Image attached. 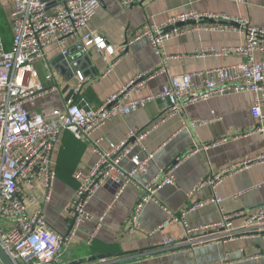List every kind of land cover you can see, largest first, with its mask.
<instances>
[{"label": "crops", "instance_id": "1", "mask_svg": "<svg viewBox=\"0 0 264 264\" xmlns=\"http://www.w3.org/2000/svg\"><path fill=\"white\" fill-rule=\"evenodd\" d=\"M12 7V0H0V34L7 48L12 38ZM189 10L224 15L264 29V0H143L127 8L116 0H100L99 9L83 32L101 37L114 53L86 47L81 33L67 37L62 47L50 43L44 49V56L34 62L39 82L49 91L41 98L26 102L24 108L29 113L63 110L69 100H74V94L69 100L66 98L68 90H73L77 74L86 79L80 97L89 106L99 107L136 75L160 68V59L145 38L133 41L125 53H119L118 49L145 27L161 26L171 14ZM228 26L224 32L196 30L165 42L164 53L171 58L166 64L167 73L151 79L142 95L159 93L170 77L195 74L193 82L199 83L197 74L241 62L242 58L233 53L200 56L202 50L219 52L244 44L241 26L236 21L229 22ZM63 49L65 55L61 54ZM252 106L253 96L248 92L225 94L196 102L183 115L165 117L167 103L157 99L131 115L106 123L95 134L102 150L119 142L129 129L155 124L145 139L144 151L137 152L142 158L150 155L147 172L135 180L145 185L159 170L171 167L174 184L163 186L154 195L157 202L144 206L138 220L139 230L130 229L129 217L144 191L128 186L98 223L115 195L111 184L102 186L84 207L92 219L79 224L72 244L56 264H99L100 255H110L106 262L118 264H264V258L253 259L264 254V221L249 233L241 231L245 216L254 211L251 209L264 205V163L234 168L213 190L204 186L190 194L193 186L209 174L253 159L263 151V137L254 131L257 123L251 115ZM213 114L217 120H212ZM188 120L208 123L195 129L182 127ZM215 142V146L204 151H195L201 145ZM95 161L96 156L86 142L77 140L70 132L63 133L53 151L56 178L50 198L45 200V192L39 186L23 187L20 195L27 212L41 210L51 229L68 234L72 219L63 209L80 181L73 174L78 172L83 178ZM122 167L128 170L130 164L123 162ZM213 191L221 199L219 205L210 202ZM31 196L33 201L29 199ZM203 202V206L195 207ZM162 207L172 214L185 213L187 228L199 230L186 235L183 223L166 222L168 216ZM233 214L240 215L232 221L234 237H225L223 232L197 236L219 230L214 226L221 216ZM91 234L93 238L89 242ZM181 237L191 245L183 248L161 245L164 239Z\"/></svg>", "mask_w": 264, "mask_h": 264}, {"label": "built area", "instance_id": "2", "mask_svg": "<svg viewBox=\"0 0 264 264\" xmlns=\"http://www.w3.org/2000/svg\"><path fill=\"white\" fill-rule=\"evenodd\" d=\"M116 1L127 8L138 5L143 0ZM12 3V38L8 48L0 34V247L12 264H56L62 252L72 244L79 224L92 219L84 212V207L105 184H111L115 188V195L97 220L98 223L128 186L144 191L129 217L130 229L135 230L140 229L138 220L144 206L149 202H157L155 193L163 186L174 184L171 167L159 170L145 185H140L135 180L136 176L147 172L151 157L149 155L142 158L137 152L144 151L145 139L155 124L143 129H129L119 142L110 144L106 150L99 147L100 139L95 138L96 132L117 117L131 115L157 99L167 103L163 114L165 117L180 116L188 106L196 102L225 94L248 92L253 96L251 115L257 123L254 131L261 134L264 140L263 28L210 12L189 10L171 14L161 26L145 27L118 49L119 53H125L133 41L147 39L153 53L160 59L158 70L136 75L97 108L89 106L80 97L86 79L77 74V81L73 86L74 100H69L63 110L55 108L29 113L24 104L45 96L49 91L39 82L34 62L44 56V49L50 43L54 42L62 47L67 37L81 33V41L86 47L94 46L97 51L104 50L109 54L114 51L106 47L101 37L83 32L99 9L100 0H69L56 4L49 11L40 0H12ZM233 21L241 26L245 36L244 44L219 52L202 50L200 56L208 53L214 56L233 53L242 58L241 62L197 74L200 76L199 83L193 82L195 74L176 75L169 78L159 93L142 95L151 79L167 73L166 64L171 58L164 53L165 42L196 30L224 32L229 29V22ZM61 54L65 55L66 51L63 49ZM212 120H217L214 114ZM206 123L208 122L188 120L187 124L182 123V127L195 129ZM65 132L86 142L91 153L96 156V161L83 178H80L78 172L73 174V178L80 181L72 199L63 209L72 219L68 234L63 235L49 227L41 210L27 212L20 191L25 186H39L45 192V200H49L56 178L53 151ZM216 144L217 142L201 145L195 151H204ZM123 162L130 164L128 170L122 167ZM262 163L264 149L253 159H245L218 173L209 174L193 186L190 194L204 186H210L213 190L234 168ZM29 199L34 200L32 196ZM210 202L217 205L221 203L214 191ZM204 204L205 202L198 203L195 207ZM162 208L168 216L166 222L183 223L186 235L199 230L187 228L184 223L185 213L176 215L165 207ZM238 216L240 215H222L214 227L222 230L225 237L232 238V221ZM262 221L264 206L245 216L242 233L253 231ZM92 238L93 234L89 236V242ZM190 243L181 237L164 239L161 245L183 248L189 247ZM262 258L264 254L253 257L255 261ZM106 260L108 259L98 261L99 264H118L117 261L107 263Z\"/></svg>", "mask_w": 264, "mask_h": 264}, {"label": "water", "instance_id": "3", "mask_svg": "<svg viewBox=\"0 0 264 264\" xmlns=\"http://www.w3.org/2000/svg\"><path fill=\"white\" fill-rule=\"evenodd\" d=\"M43 4L46 5L47 7V10L49 11L50 9H52L56 4L58 3H61V2H66V1H69V0H40ZM73 94V90H68V96L66 98V100H69L68 98H70ZM264 205H259V206H256L254 208H252L251 210H255V209H258L260 207H262ZM222 230H213V231H210V232H207V233H200L198 234L197 236H203V235H206V234H212V233H215V232H221ZM192 237H196V236H192ZM108 258H111L110 255H100L97 257V259H108ZM91 260H93L91 258ZM0 263L1 264H12L10 262V260L8 259V257L5 255V253L3 252V250L1 249L0 247Z\"/></svg>", "mask_w": 264, "mask_h": 264}]
</instances>
